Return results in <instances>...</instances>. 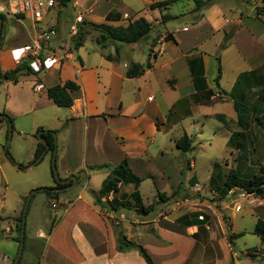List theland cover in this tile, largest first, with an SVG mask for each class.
<instances>
[{
  "label": "crops",
  "instance_id": "0c3cea01",
  "mask_svg": "<svg viewBox=\"0 0 264 264\" xmlns=\"http://www.w3.org/2000/svg\"><path fill=\"white\" fill-rule=\"evenodd\" d=\"M102 1L83 0L82 12L76 14L83 13L85 22L113 27L144 18L152 24L150 36L137 44H117L118 53L113 45L108 46L109 53L108 48L102 50L96 42L88 46L86 41L78 50L73 49L60 66L41 76L22 73L17 82H0L6 92L0 113L13 119V135L30 145L25 157L15 156L14 161L29 166L35 157L38 130L52 131L60 177L77 179L72 187V180L63 185L70 188L59 191L58 199L48 198V206L59 211V216L54 219V215L42 212L43 226L35 236L27 237L20 264H146L137 248L119 251L121 231L128 241L144 248L155 264H219L220 239L212 233L213 218L209 213L214 210L205 202L201 209L189 211L188 215L200 212L210 216V226L194 222L184 226L178 223L180 215L161 213L139 222L126 219L131 215L116 214L118 209L123 212L129 201L135 207L131 195L136 190L145 207L152 206L151 196L155 194L170 195L181 189L180 196H186L188 177L176 180L182 177L183 165L194 166L193 161L183 159L177 146L184 135L193 140L194 149L195 144L214 140H202L207 129L215 130L210 132L214 138L217 129L223 130L226 155L233 150L228 145L232 132L226 124H238L233 97L248 104L251 96L259 98L264 91V0H214L200 10H196L192 0L162 9H152L151 5L167 0H106L114 3L115 11L99 8ZM76 5L74 1L75 8ZM110 12L120 13L121 20L108 21ZM164 17L167 21H163ZM63 32V27L57 30L50 43L54 51L69 38ZM29 43L28 32L8 37L0 51V69L4 73L19 66L12 60L11 50ZM142 44L148 48V56L140 49ZM107 54L113 60H107ZM217 59L222 68L219 86L215 84ZM148 60L153 67L142 76L126 77L131 64L144 65ZM66 82L75 84L78 90L72 94V107L59 108L47 92ZM39 83L45 85V90L36 93L34 87ZM222 105H226V110ZM256 113H261L258 106ZM8 130L7 121L0 123V135L6 140ZM193 153L186 156L192 158ZM46 156L44 168L51 170L54 154L47 152ZM124 160L131 172L144 181L137 189L133 183L124 184L118 194L108 196L109 201L122 202L121 206H97L91 193L98 194ZM84 177L86 183L77 192ZM147 181L152 185L143 194L142 185ZM52 182L48 188L56 186L54 177ZM129 186L132 191L124 190ZM62 195L73 197L62 202ZM3 205L4 201L0 213L5 210ZM21 205L13 214L0 217L10 218L11 226L16 227L24 198ZM150 214L141 215L147 218ZM36 219L33 217L32 224ZM6 231H10V225ZM4 234L0 240V264H14L20 244L7 241L10 237L5 231ZM230 256V252L226 253L229 263Z\"/></svg>",
  "mask_w": 264,
  "mask_h": 264
},
{
  "label": "rangeland",
  "instance_id": "374dc122",
  "mask_svg": "<svg viewBox=\"0 0 264 264\" xmlns=\"http://www.w3.org/2000/svg\"><path fill=\"white\" fill-rule=\"evenodd\" d=\"M74 1H77L76 8L73 6ZM82 2L83 0H58L57 6L50 13L49 18L40 24V28L45 29L54 27L57 30H60L61 27H63V34L67 37L70 27L75 24L76 12H82ZM101 6L107 10L112 8V10L115 11L114 3L111 1L108 2L103 0L99 5V8H101ZM56 20L57 25L54 24ZM26 24L29 25L28 22ZM82 25L83 24H80L79 27H82ZM4 26V30L2 28L0 45H6L9 36L16 37L20 35V32L27 34L24 25L17 23L12 19L10 21L8 17L6 18ZM85 31V40L89 41L88 46L95 45L94 42H96L100 34L99 30L87 26ZM2 45L0 51L2 50ZM140 49L144 51L145 56H148L149 50L146 45L142 44ZM107 52L110 53L111 48H108ZM144 55L141 54L140 56L143 58ZM39 75L41 76L42 74ZM3 85L4 84H0V109L6 93ZM262 92L259 93V98L251 96L248 99L247 105L251 108L255 103V105L261 109V113L255 114L253 116L254 118L250 120L251 129L246 132L244 139L246 147L241 152L233 149L230 151V154L228 153L226 155L227 140L224 136L225 132L217 129V137L214 138L210 132H215V130L207 129L202 140L206 141L208 138L214 140L195 144L192 151L194 152L192 158L182 154L185 161L191 160L194 163L193 168H191L189 164L186 166L183 165L184 172L182 173V177L176 179L177 181H183L186 179V176L188 177V189L185 197H181L177 194L179 190L170 195L164 194L167 199L169 198L166 203H162L160 197L156 194L151 196V199L154 200L152 204L153 209L152 213L147 216V218H144V216L132 206L133 201H129V203L123 206L125 209L123 212H120V209H118L116 215L118 217L120 213L131 215L130 218L126 217V219L130 221L134 219V221L139 222L157 217L161 213L167 216L171 214L173 216L180 215V218H182L185 215H188L190 213L189 211L194 212L201 209V203L205 202L206 205L211 206L218 214L217 215L214 211L209 212L213 218L212 233L216 239H220L219 246H217L219 264H264V245L262 244L260 237L254 233L257 222L259 220L264 221V200L257 196L253 197L254 200H256L254 202L244 200L241 198L243 191L240 190H236L232 195L227 194L224 197H220L219 195L223 189L225 174L228 173L229 169H240L242 170V173L246 175L264 174V94ZM222 106L224 108L223 110H226V105ZM226 124L232 133H237L242 130L235 121ZM6 144L7 140L4 136L0 135V199H3V206L5 207V210L0 213V216L2 217L3 215L7 216L13 214V212L23 203V198H28L31 192L35 191L30 200L26 217V235L27 237H33L36 234V230L43 226V211H47L50 215H54V219L56 216H59V211L53 210L48 206L47 195L44 192H38V189L48 188L52 185V169L49 170L48 168H44L48 161L47 156H44L41 162L33 166L34 168L29 171L19 169L8 159ZM29 150L30 145L27 142L18 139V136L16 135L12 136L8 151L13 160H15V156H20V158L23 159ZM169 158L171 159L173 156H169ZM14 162L18 163V161ZM161 164H163V162H161ZM214 164H219L220 169L214 171ZM212 173L215 174V179L211 184L210 179ZM85 180L86 177L83 178L81 184L78 186V189L76 190L77 192L81 191L86 183ZM151 183L152 182L147 181L142 185L143 194H147L149 187L152 185ZM211 187H214L219 193L212 192ZM124 190L132 191L133 188L132 186H129L128 188L124 187ZM75 195L76 194H74V196ZM62 196V202H66L73 197ZM155 198H158V202ZM186 198L189 199L188 202H184ZM149 205L151 206V204H148V206ZM239 206H241V210H238ZM35 216H37L38 219L32 224V219ZM1 217L0 240H2L3 235H5L4 231L8 237L16 236L17 233L14 230L15 225L13 227L11 226L13 221L10 218ZM218 217H220L222 225ZM192 222L204 223L203 220H200L199 218L192 219ZM8 225H10V231H6ZM50 225L51 220H49V226ZM207 225L210 226L211 222H209V224L207 223ZM240 233H243V236L234 239L231 244L229 242L230 235ZM7 241L11 240L8 239ZM228 252L231 254L229 259L231 261L230 263L226 261V253Z\"/></svg>",
  "mask_w": 264,
  "mask_h": 264
},
{
  "label": "trees",
  "instance_id": "16d2710c",
  "mask_svg": "<svg viewBox=\"0 0 264 264\" xmlns=\"http://www.w3.org/2000/svg\"><path fill=\"white\" fill-rule=\"evenodd\" d=\"M184 0H167L164 2H159L151 5L152 9H162V8H167L175 3L181 2ZM195 5H196V10H200L202 8H205L209 5H211L214 0H192ZM0 18L3 19V30H4V24L6 21V16L0 15ZM108 21L112 22H118L121 20L122 15L117 12H110L106 16ZM167 17L163 18V21H167ZM87 26L93 27L97 30H99L100 34L96 40V43L101 47L102 50H105L108 48L109 45H113L115 52L118 53V47L116 46L117 44H124V45H131V44H137L140 43L142 40L148 38L150 34L153 31L152 24H150L146 19L140 18L134 22H129L128 25L126 26H118V27H113V26H108L105 24H95L91 22H84L82 27L79 28L78 36L76 37L74 41V49L78 50L81 48L84 43L86 42L85 40V28ZM2 45V44H1ZM0 45V47H1ZM105 58L109 61L113 60V57L111 54L105 55ZM218 60V69H217V76L215 79V84L219 86V81L221 79V65H220V60ZM153 67L151 60H148L146 64L140 65L137 63H133L129 66V68L126 71V77L127 78H138L142 76L146 70L151 69ZM22 73H27V74H34L33 71L30 69L29 65L26 63L24 65H19L15 70L10 71V72H3L0 69V82L4 80L12 81V82H17L18 77ZM78 90V87L71 83V82H66L64 85H57L55 87L49 88L48 89V97L54 102V104L59 107V108H70L74 104V98L72 94ZM264 94V91L262 92ZM233 102H234V109L235 112L237 113L238 117V125L242 129L240 132H234L232 133V136L228 142V145L231 149H236L238 152H241L245 147L244 139H245V133L248 132L251 129V122L250 120L253 119L257 111V106H251V108L247 105V103L244 102V99H239L233 97ZM5 115V114H4ZM7 116V115H6ZM8 120L7 119H0V122L7 121L8 125L9 122L12 123L13 126V119H11L9 116ZM43 131V129H39L37 132V135ZM13 132H14V126H13ZM55 132L52 131H47L46 133L42 134L40 138L44 139L46 144L49 146V148H46V145L38 141L36 152H35V157L34 161H36L45 151L47 152H52L54 154V151L56 149L55 145ZM8 139V132H7V137ZM192 142L193 140L188 137V135H184L178 142L177 146L181 150L183 155H186L187 153H191L193 150L192 147ZM7 157L10 161L14 163V160L9 154V151H6ZM32 162V163H33ZM23 165H20L18 167L19 169H23ZM220 169L219 165L216 164L214 166V171ZM52 175L54 177L53 173V167H52ZM215 179V174L213 173L211 177V184L214 182ZM55 181V179H54ZM144 181V179L139 178L135 174L131 172L128 166V161L124 160L118 167H116L112 171L111 177L106 180L100 192L98 194L96 193H91L92 196L94 197L95 204L101 208H105L108 205L111 208H117L118 206L122 205V202L117 203L113 199L112 201L108 200V196L110 194H118L120 192V188L124 184L128 183H133L136 187V189L139 187V185ZM56 186L55 187H50L46 188L44 193L47 195L48 198H56L58 199L60 197V194L56 189L58 188H63V185L58 184L56 181ZM212 192L214 193H219L217 192L214 187H211ZM240 190L245 193L253 194L257 197H260L261 199L264 200V174H243L242 170L240 169H229L228 173L225 174V179L223 182V189L219 193L220 197H224L229 192L231 191H236ZM181 189H179V192L177 193L180 195ZM160 201L162 203H166L169 198H166V195L160 194ZM131 198L135 202V208L144 215H148L152 212L153 207H145L142 202H141V196L139 192L136 190L132 195ZM105 199V200H104ZM27 201V197L24 199V206ZM24 210V207H23ZM23 210L21 212L20 217L17 219L16 227H15V232L17 233L16 236L10 237L9 239H12L16 241L18 244L21 242V232H22V222H23ZM28 214V212H27ZM203 217V222L208 223L210 222V218L200 212L192 213L190 215H185L184 217L178 219V223H181L184 226H189L192 224V219H197ZM151 233L155 234L154 231H151ZM256 235H258L261 239L262 244L264 245V221L259 220L256 225V229L254 232ZM243 236V233L240 234H231L229 237V242L232 244L233 240ZM26 240H27V235H26V230H25V237H24V247L22 254L24 253L26 249ZM137 248L145 260L146 264H155L154 261L152 260L151 256L148 254V252L142 248L141 246H137L135 243H132L127 240V237L123 233V231L120 232V237H119V245L118 249L119 251H123L126 248ZM255 256V255H252ZM21 258L17 264H20Z\"/></svg>",
  "mask_w": 264,
  "mask_h": 264
},
{
  "label": "built area",
  "instance_id": "2783aa9c",
  "mask_svg": "<svg viewBox=\"0 0 264 264\" xmlns=\"http://www.w3.org/2000/svg\"><path fill=\"white\" fill-rule=\"evenodd\" d=\"M58 0H0V15H5L8 18L25 26L30 43L15 47L11 50L12 60L17 65L28 64L34 74H41L56 66H60L74 49V41L78 36L79 25L84 23V16L78 13L75 19V24L70 27L69 38L67 41L59 45L57 51L50 48V43L57 36V29L49 27L42 29V24L49 18L50 13L55 9ZM128 19V15H124ZM29 23L26 24V23ZM187 29H184L186 31ZM79 71V70H78ZM45 90L44 84H37L34 87V92L39 93ZM234 191L229 192L232 195ZM255 195L243 192L241 198L248 201L254 200ZM252 198V199H251ZM3 204V199H0V206ZM241 210V206L238 207ZM203 220V217L199 218Z\"/></svg>",
  "mask_w": 264,
  "mask_h": 264
},
{
  "label": "water",
  "instance_id": "95a60500",
  "mask_svg": "<svg viewBox=\"0 0 264 264\" xmlns=\"http://www.w3.org/2000/svg\"><path fill=\"white\" fill-rule=\"evenodd\" d=\"M2 28H3V19L0 18V43H1V39H2ZM0 119H7L8 120V117L6 115H4V114H0ZM46 132L47 131H41L37 135V137H38V140L41 143H43L44 145H46V148L48 149L49 146L46 144L45 140L42 139V138H40L41 135L44 134V133H46ZM12 136H13V126H12V123L9 122V130H8V139H7V144H6V151H8V149H9V146H10V143H11V140H12ZM45 155H46V151L36 161H34L33 163H31L29 166L23 167V170L26 171V170L32 168L33 166L37 165L38 163H40L41 160L43 159V157ZM14 165L16 167H20V165L18 163H14ZM52 167H53L54 179H55V181L58 184L65 185V184L69 183L71 180L73 181V183H72V185L70 187H72V186H74V185L77 184V179L75 177H70L69 179H66V180L60 179L59 174H58V171H57V167H56V149L54 151V157H53V160H52ZM70 187H67V188H58L56 190L59 192V191L66 190V189H68ZM45 190H46V188H40V189H38V192H44ZM34 192L35 191H32L31 194L28 196L27 201H26L25 206H24V210H23V222H22V232H21V242H20V250H19V255L16 258L14 264H17L19 262L20 257L22 255V251H23V247H24L25 230H26V217H27V212H28V208H29V203H30V200H31L32 195L34 194Z\"/></svg>",
  "mask_w": 264,
  "mask_h": 264
}]
</instances>
